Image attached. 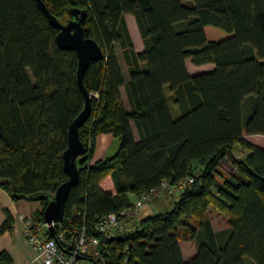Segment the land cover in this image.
Instances as JSON below:
<instances>
[{
  "label": "trees",
  "instance_id": "obj_1",
  "mask_svg": "<svg viewBox=\"0 0 264 264\" xmlns=\"http://www.w3.org/2000/svg\"><path fill=\"white\" fill-rule=\"evenodd\" d=\"M43 2L65 21L71 7L85 9V35L104 52L84 74L92 108L79 128L85 152L62 221L79 211L76 222L92 229L101 216L131 205L129 193L192 177L170 209L140 219L135 231L101 237L108 264H264V145L244 136L264 134V0ZM126 13L136 18L142 51ZM58 32L37 0H0V186L14 199L39 200L37 220L69 178L63 154L70 124L85 106L77 54L58 45ZM187 60L214 67L191 73ZM104 132L119 137V148L91 162L95 136ZM226 157L242 177L227 176ZM109 175L114 193L101 185ZM210 207L227 216L224 232L214 230ZM5 211L0 230L12 231L13 215ZM183 237L197 244L189 260ZM0 264H15L7 250Z\"/></svg>",
  "mask_w": 264,
  "mask_h": 264
},
{
  "label": "built area",
  "instance_id": "obj_2",
  "mask_svg": "<svg viewBox=\"0 0 264 264\" xmlns=\"http://www.w3.org/2000/svg\"><path fill=\"white\" fill-rule=\"evenodd\" d=\"M192 181V177L178 184L163 180L160 187L143 192L131 205L101 216L92 229L86 224L80 225L76 222V219L82 218L81 213L76 211L73 217L56 223L59 226L56 228L55 225L54 234L49 232L44 220L35 218L25 219L24 232L35 246L36 259L40 264H108L102 252L101 237H113L123 232L135 231L145 204L152 203L164 190L177 192Z\"/></svg>",
  "mask_w": 264,
  "mask_h": 264
},
{
  "label": "crops",
  "instance_id": "obj_3",
  "mask_svg": "<svg viewBox=\"0 0 264 264\" xmlns=\"http://www.w3.org/2000/svg\"><path fill=\"white\" fill-rule=\"evenodd\" d=\"M125 19L128 24V28L132 36L136 50L142 51L144 49V44L141 38V34L135 16L131 13H126ZM118 59L121 64L124 79L125 81H128L129 73L123 55L122 54L118 55ZM207 64L210 63H205L203 65H207ZM187 65H189L188 60H187ZM213 67L214 65H211V68ZM120 91L125 107L127 109H130V104L125 87L121 86ZM131 127L135 137L138 138V131L136 128V124L133 120H131ZM244 136L246 139L257 145L260 146L264 145V134H245ZM119 144H120V139L118 136L112 133H105V132L98 133L95 136V140H94V151L91 162L98 161L108 156H113L118 150ZM101 185L107 191H111L113 193L116 192V185L111 175L105 177L102 180ZM178 192L179 191H177V193ZM129 196L133 201L137 197V195H135L134 193H129ZM162 204H163L162 199H160V201H157L156 203L152 202V204L150 205L145 204L141 209L140 218L141 217L144 218L149 214L158 212V210L160 211L161 209L160 207H162ZM41 207L42 205L39 200H30L26 198L14 199L5 188L0 186V227L6 219L5 210H8L13 215L14 218V227L12 231L0 230V251L7 250L11 254L15 264H26L28 262H32V264H40V262L36 259L37 251L35 249V246L26 237L24 229H25V219L27 218L36 219V217L39 215ZM209 213L212 220L213 228L217 233H222L229 228L228 218L224 213H222L220 210L214 207H210ZM216 214L219 215L218 217L226 219L225 221L227 223L225 226H222L221 228H216V224L214 223V218L212 217V216H216ZM187 240H189V242H186ZM179 242L185 260L191 259L197 253V244L193 239L183 237L180 239Z\"/></svg>",
  "mask_w": 264,
  "mask_h": 264
},
{
  "label": "water",
  "instance_id": "obj_4",
  "mask_svg": "<svg viewBox=\"0 0 264 264\" xmlns=\"http://www.w3.org/2000/svg\"><path fill=\"white\" fill-rule=\"evenodd\" d=\"M40 8L49 21L59 29L56 35L58 45L67 50H74L78 57L77 80L85 96V106L72 120L69 127L68 146L64 151V168L69 176L56 189L55 194L44 209V221L49 232L54 234L56 223L64 217L65 203L71 188L79 180L78 157L85 152V145L79 136V128L86 122L91 113V96L84 84V74L91 61L101 60L104 56L103 48L92 37L85 35L83 22L86 10L77 7L69 9L70 18L62 22L50 12L43 0H37Z\"/></svg>",
  "mask_w": 264,
  "mask_h": 264
},
{
  "label": "rangeland",
  "instance_id": "obj_5",
  "mask_svg": "<svg viewBox=\"0 0 264 264\" xmlns=\"http://www.w3.org/2000/svg\"><path fill=\"white\" fill-rule=\"evenodd\" d=\"M65 17L61 19L62 22H65ZM135 46V45H134ZM115 48H116V52L118 55H121L122 54V50H121V47L118 43L115 44ZM188 64L187 65V68L188 70L193 71L191 73H199V72H203V71H207V70H211V65H214L213 63H210V64H207V65H197V64H194L192 63L190 60H188ZM169 105H170V109H171V112L173 115H177L178 114V109L176 107V105L174 104L173 102V99L171 97L170 101H169ZM238 149V148H237ZM237 152H235L236 156L240 155V150H236ZM222 169L227 172L229 175L231 176H237V177H242V175L239 173V171L233 167L232 165V159L230 158L229 160L226 159L224 161H222ZM232 179V178H231ZM178 197V193L175 191V192H168L166 190L163 191V194L159 197H156V199L153 201V202H157V201H160V199H162V207H160V211H163V210H167V209H170L172 206L171 204L173 203L174 199H176ZM166 200V201H165ZM152 204L151 202L149 203V205ZM159 211V210H158ZM213 212V211H211ZM219 215L216 214V216H212L214 218V223L216 224V228H221L222 226H225L226 225V219L225 218H220L218 217ZM186 242H189V240H187ZM246 259V258H245ZM246 264H256L252 259H249L247 258L246 259Z\"/></svg>",
  "mask_w": 264,
  "mask_h": 264
},
{
  "label": "bare ground",
  "instance_id": "obj_6",
  "mask_svg": "<svg viewBox=\"0 0 264 264\" xmlns=\"http://www.w3.org/2000/svg\"><path fill=\"white\" fill-rule=\"evenodd\" d=\"M66 22V21H65ZM229 160V159H228ZM44 215V214H43ZM142 218V217H141ZM44 220V219H43Z\"/></svg>",
  "mask_w": 264,
  "mask_h": 264
}]
</instances>
